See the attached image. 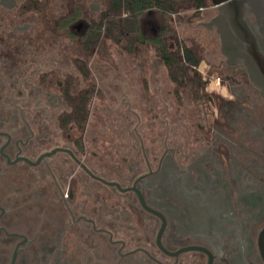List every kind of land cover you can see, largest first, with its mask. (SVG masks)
Returning <instances> with one entry per match:
<instances>
[{"label": "flooded vegetation", "instance_id": "obj_1", "mask_svg": "<svg viewBox=\"0 0 264 264\" xmlns=\"http://www.w3.org/2000/svg\"><path fill=\"white\" fill-rule=\"evenodd\" d=\"M108 9L0 0V264H264V75L219 40L131 107L90 76Z\"/></svg>", "mask_w": 264, "mask_h": 264}, {"label": "rangeland", "instance_id": "obj_2", "mask_svg": "<svg viewBox=\"0 0 264 264\" xmlns=\"http://www.w3.org/2000/svg\"><path fill=\"white\" fill-rule=\"evenodd\" d=\"M214 14L215 7L211 5L210 0H206V6L200 10H197L195 4L191 1L179 0L176 12L167 15L165 20L169 31L166 33L161 32L164 21L156 10H146L140 17L142 35L149 39L153 34H160L169 50L174 51L186 47L192 53L191 56L201 54L206 57V60L214 62L219 59V55L203 37L200 34L185 35L183 31V28L206 21ZM147 21H151V23L148 24ZM151 28L154 30L151 31ZM100 42L103 47L90 53L92 61L90 76L93 81H96V78H105L110 89L109 94L115 92L112 90L117 88H120L117 89L120 92L123 87L125 94L128 95L131 107L136 104L137 108L141 110H144V108L148 110L149 106L145 104H148L149 101L153 103L154 98L157 96L170 99L171 92H168V90H173L175 85L169 79L166 66L156 55L155 45L146 41L135 46L133 52H129L116 44L105 32L101 35ZM200 68L203 70V76L206 77L207 65L202 63ZM191 76L192 74H190ZM112 85L115 86L112 87ZM138 95H141L144 100L140 101ZM94 99L98 105L101 103L107 104L106 107L109 110L121 108L120 105V108L116 107V100L113 102L110 98H102L100 94L94 96ZM152 105L154 106V104ZM94 109H97V107H94ZM124 109H126V106H124ZM154 109H156L155 106ZM97 115L100 114L94 113V117H92V125L95 129L98 126L96 120L100 118H96Z\"/></svg>", "mask_w": 264, "mask_h": 264}, {"label": "trees", "instance_id": "obj_3", "mask_svg": "<svg viewBox=\"0 0 264 264\" xmlns=\"http://www.w3.org/2000/svg\"><path fill=\"white\" fill-rule=\"evenodd\" d=\"M179 0H109V9L104 16V21L98 26H93L84 38L87 48L101 46L100 37L105 32L116 44L126 51L133 52L135 46L146 41L155 45V53L166 66L169 77L182 85L185 83V64H195L197 61L191 56L189 49L181 47L177 51H170L163 42L161 35L157 34L147 39L140 31V17L146 10H156L163 17L161 32L169 31L165 23L167 15L176 12ZM195 4L197 10L206 6V0H188ZM88 101L81 102L82 109ZM85 111V110H84ZM86 114L80 122H84Z\"/></svg>", "mask_w": 264, "mask_h": 264}, {"label": "water", "instance_id": "obj_4", "mask_svg": "<svg viewBox=\"0 0 264 264\" xmlns=\"http://www.w3.org/2000/svg\"><path fill=\"white\" fill-rule=\"evenodd\" d=\"M210 2L217 13L209 22L183 28L185 35L200 34L217 54L220 40V51L228 63L241 62L264 75V0ZM250 14L255 15V20L250 19Z\"/></svg>", "mask_w": 264, "mask_h": 264}]
</instances>
